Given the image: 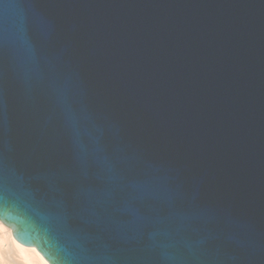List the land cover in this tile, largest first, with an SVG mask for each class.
Masks as SVG:
<instances>
[{
	"label": "water",
	"instance_id": "water-1",
	"mask_svg": "<svg viewBox=\"0 0 264 264\" xmlns=\"http://www.w3.org/2000/svg\"><path fill=\"white\" fill-rule=\"evenodd\" d=\"M67 39L56 58H75L84 86L111 124L80 104L76 113L91 144L104 127L109 135L140 142L155 162L175 166L203 197L227 215L231 241L250 245L253 264L264 259V0H60ZM8 3L0 0V11ZM39 8V6H37ZM48 66L40 69L43 75ZM2 103L12 150L14 134L31 120L42 133L57 126L48 111L32 112L35 72L26 57L9 61ZM65 73L56 95L58 108L81 95ZM66 145L70 140L66 137ZM10 196L0 219L24 246H35L50 264H73L88 256L106 258L107 244H86L52 218L56 198L41 202L14 169ZM209 227L185 245L186 252L208 245ZM155 247L175 255L166 240Z\"/></svg>",
	"mask_w": 264,
	"mask_h": 264
},
{
	"label": "snow or ice",
	"instance_id": "snow-or-ice-1",
	"mask_svg": "<svg viewBox=\"0 0 264 264\" xmlns=\"http://www.w3.org/2000/svg\"><path fill=\"white\" fill-rule=\"evenodd\" d=\"M18 3L0 11V203L9 200L8 173L14 169L41 202L56 198L60 214L53 224L86 244L111 248L109 257L88 256L73 264H253L250 245L234 244L226 233L227 215L202 196L194 197L190 181L175 166L155 162L140 142L109 135L104 127L89 143L77 106L92 109L108 125L111 120L85 90L81 64L75 58H56L68 37L61 17L53 20L46 9L64 5L60 0ZM23 57L36 75L32 112L48 111L57 126L37 133L29 119L14 134L15 147L9 150L2 103L6 69L9 61L18 67ZM44 66L48 70L41 75ZM65 73L72 74L82 91L61 110L56 95ZM213 224L215 239L186 252L185 245ZM162 240L175 246V255L161 254L155 245ZM259 240L264 243V231Z\"/></svg>",
	"mask_w": 264,
	"mask_h": 264
},
{
	"label": "bare ground",
	"instance_id": "bare-ground-1",
	"mask_svg": "<svg viewBox=\"0 0 264 264\" xmlns=\"http://www.w3.org/2000/svg\"><path fill=\"white\" fill-rule=\"evenodd\" d=\"M0 261L2 264H50L35 246L20 244L13 229L0 219Z\"/></svg>",
	"mask_w": 264,
	"mask_h": 264
}]
</instances>
